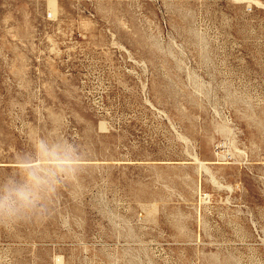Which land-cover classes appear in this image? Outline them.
Masks as SVG:
<instances>
[{
	"label": "rangeland",
	"instance_id": "rangeland-1",
	"mask_svg": "<svg viewBox=\"0 0 264 264\" xmlns=\"http://www.w3.org/2000/svg\"><path fill=\"white\" fill-rule=\"evenodd\" d=\"M41 138L0 264H264V0H0V177Z\"/></svg>",
	"mask_w": 264,
	"mask_h": 264
},
{
	"label": "clouds",
	"instance_id": "clouds-1",
	"mask_svg": "<svg viewBox=\"0 0 264 264\" xmlns=\"http://www.w3.org/2000/svg\"><path fill=\"white\" fill-rule=\"evenodd\" d=\"M35 157L16 175L0 177V225L43 219L47 202L62 181L80 167L74 146L60 147L41 138Z\"/></svg>",
	"mask_w": 264,
	"mask_h": 264
}]
</instances>
